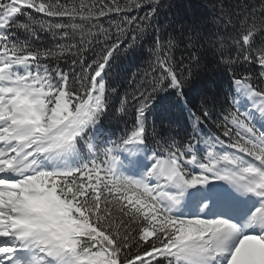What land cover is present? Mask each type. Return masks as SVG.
Instances as JSON below:
<instances>
[{
  "label": "snow or ice",
  "instance_id": "obj_1",
  "mask_svg": "<svg viewBox=\"0 0 264 264\" xmlns=\"http://www.w3.org/2000/svg\"><path fill=\"white\" fill-rule=\"evenodd\" d=\"M178 7L0 0V264H264V0Z\"/></svg>",
  "mask_w": 264,
  "mask_h": 264
},
{
  "label": "trees",
  "instance_id": "obj_2",
  "mask_svg": "<svg viewBox=\"0 0 264 264\" xmlns=\"http://www.w3.org/2000/svg\"><path fill=\"white\" fill-rule=\"evenodd\" d=\"M174 5H179L178 8H174L173 12H179L180 14H188L191 15L195 13L197 16L207 15L211 17L212 14L216 11V6L219 5L221 0H171ZM226 5H232L237 2V0H223ZM251 2V0H250ZM161 23H163V16L161 17ZM149 52H148V44L144 45L142 54L135 61L134 66L131 67L128 79L131 78V72H139V74H143L145 70H149ZM228 73L220 71L210 72L205 75V78L212 79L216 82L217 87L221 91L222 94L226 92L228 87ZM123 88H129V85L126 80H121Z\"/></svg>",
  "mask_w": 264,
  "mask_h": 264
}]
</instances>
